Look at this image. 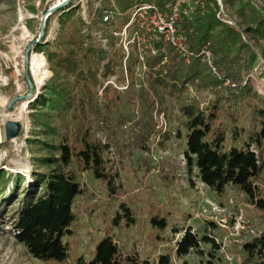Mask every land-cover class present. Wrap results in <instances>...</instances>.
Returning <instances> with one entry per match:
<instances>
[{
	"label": "trees",
	"instance_id": "obj_1",
	"mask_svg": "<svg viewBox=\"0 0 264 264\" xmlns=\"http://www.w3.org/2000/svg\"><path fill=\"white\" fill-rule=\"evenodd\" d=\"M153 1L165 9L175 0H116L120 11L125 13L118 17L120 28L130 22L131 15L127 12L136 5ZM193 1H197L195 11L190 17L182 16L179 22L188 34V47L195 51L193 57L187 59L172 45L155 42L157 55L147 56L145 63L153 96L145 88L133 92L132 87L125 95L113 88L107 90L105 102L99 101L97 90L106 52L91 33L83 32V21L81 26L68 29V21L74 20L76 12L73 3L48 17L46 26L52 16H57L58 37L54 41L43 37L35 49L46 55L53 75L31 103L34 130L28 141L31 150L41 154L33 159L32 181L22 173L0 170V222H10V232L34 258L62 262L69 256L65 238L73 234V208L82 193L75 163L114 189L116 174L112 173L106 154L112 147L110 140L118 142L119 132L128 124L129 141L125 148L145 160L152 138L163 134L155 117V113L168 112L165 96L159 90L162 87L171 95L177 92L179 100L189 85L208 88L215 95L207 109H202L197 100L180 102L188 130L183 156L191 183L195 176L216 194H223L229 187L237 188L264 209V199L259 198L255 183L260 176L264 178L263 96L252 93L256 99L253 129L242 123L247 121V109L251 107V91L242 83L243 73L254 66L257 56L243 42L239 29L220 19L218 0ZM103 11L97 9L93 26L100 29L117 26L114 20L104 22ZM247 30L255 37L264 38V18L257 21V27ZM135 31L142 35L138 23ZM207 43L214 52L216 65L226 78L237 84L235 88L225 87L197 56ZM116 65L114 61L105 65L104 75L114 74ZM129 72H134L131 67ZM124 104L131 110L120 111ZM228 122L232 124L230 131ZM177 134L181 136L180 131ZM163 135L168 136L166 132ZM123 209L132 218L130 210L124 206ZM152 223L163 231L168 228L165 217L155 216ZM173 230L174 237L182 236L172 250L159 253L155 259L142 258L137 251H123L108 234L99 240L93 258L80 257L77 264H175L174 258L183 259L200 251L202 242L215 243L213 237L199 238L188 229L174 227ZM159 238L165 237L159 235ZM243 251L248 259L264 264V234L246 241ZM182 264L192 263L182 261Z\"/></svg>",
	"mask_w": 264,
	"mask_h": 264
},
{
	"label": "rangeland",
	"instance_id": "obj_2",
	"mask_svg": "<svg viewBox=\"0 0 264 264\" xmlns=\"http://www.w3.org/2000/svg\"><path fill=\"white\" fill-rule=\"evenodd\" d=\"M56 1L0 0V170L22 173L28 181H32V170L35 167L33 159L41 154L31 150L28 142L34 130L31 103L53 75L46 55L36 51L35 44L43 37L48 41L58 37L60 24L57 16L51 17L44 33L41 30L43 15ZM220 1L224 9V13L220 16L218 14L220 19L239 29L243 42L257 56L256 63L244 71L242 79V83L251 91V107L247 109L249 117L245 123L242 120V123L251 130L255 125L256 104L252 93L264 97V38L255 37L247 28L257 27V21L264 18V0ZM190 2L193 10L183 16L190 17L195 11L197 1ZM70 3H73L72 8L76 12L74 20L68 21V29L75 25L81 26L83 21V32L91 33L97 45L106 52L102 70L98 74L101 81L97 90L100 102L106 101L107 90L113 88L124 95L132 87L133 92L145 88L153 96L145 63L147 56L157 55L155 42L162 41L164 46L172 45L177 53L187 59L195 54L187 45L186 30L179 24L183 17L175 24L177 35L171 38L176 40L177 36H184L185 40L180 45L155 32L151 19L143 21L144 27L138 23L142 35L135 31L137 22L131 25L129 22L120 28L118 17L125 13L120 11L116 0H72ZM185 6L188 4H183ZM99 8L112 10L111 20H119L118 25L110 29L94 27L95 14ZM127 13L131 15L132 9ZM42 56L46 65L37 72L35 62ZM197 56L225 87L237 86L216 65L210 43ZM113 61L117 63L116 72L105 76V65ZM130 67L134 72H129ZM159 90L165 96L168 112L155 113V117L161 133L166 132L168 136L158 134L153 137L150 151L144 154L145 160H142L138 153H131L130 148H125L129 141L130 124L124 126L118 134V142L110 140L112 147L106 154L112 173L116 174L114 189L106 182L95 179L77 163L74 164L82 193L73 208V234L65 238L69 247L68 258L62 262L34 258L14 238L10 232V222H0V264H77L80 257L86 260L93 258L99 240L108 234L117 240L123 251H137L142 258L155 259L159 253L172 250L182 236L176 234L174 237V227L191 230L199 238L207 235L215 239V243L202 242L200 251L183 259L174 258L175 264H182V261L192 264H257V259H248L243 244L264 234V209L237 188L229 187L223 194H216L195 176L191 183L183 156L188 130L185 128L180 102L197 100L202 109H207L215 95L208 88L201 89L196 85H189L181 94V100L177 92L171 95L163 87ZM126 110H131L129 105L120 107V111ZM9 121L20 124L18 135H7L6 125ZM229 124L230 131L232 124ZM178 131L181 136H178ZM245 136L242 134V137ZM103 138L104 141L108 140L105 136ZM255 183L259 187V198L264 199V178L260 176ZM123 206L130 210L132 218L126 215ZM155 216L167 219L166 230L152 223ZM159 235L165 237L164 240H160ZM217 245H221V248Z\"/></svg>",
	"mask_w": 264,
	"mask_h": 264
},
{
	"label": "built area",
	"instance_id": "obj_3",
	"mask_svg": "<svg viewBox=\"0 0 264 264\" xmlns=\"http://www.w3.org/2000/svg\"><path fill=\"white\" fill-rule=\"evenodd\" d=\"M220 2V13H224V9L222 6L221 1ZM188 4L186 8L183 7V4ZM188 9V10H187ZM193 10V7H191L190 0H178L173 4H168L165 9H160L159 6L156 3H143L136 5L132 9L131 14V21L130 25L134 22L140 23V26L144 27L143 21L145 19L150 20L154 23V30L159 35H163L166 40H172L177 35V29L175 24H177V21L183 16L190 14V11ZM112 10L106 9L104 10V22H108L111 20L112 17ZM232 23V22H231ZM129 26V25H128ZM127 27V26H126ZM122 34V33H120ZM172 38V39H171ZM185 40L184 36H177L176 40H172L173 42H179L178 44L181 45V43ZM182 49L183 46H181Z\"/></svg>",
	"mask_w": 264,
	"mask_h": 264
},
{
	"label": "water",
	"instance_id": "obj_4",
	"mask_svg": "<svg viewBox=\"0 0 264 264\" xmlns=\"http://www.w3.org/2000/svg\"><path fill=\"white\" fill-rule=\"evenodd\" d=\"M72 0H57L56 3H54L49 9L46 11V13L43 15L42 21H41V30L44 33V28L46 26V21L48 17L55 11L61 9L62 7H65L70 4ZM33 92V90H32ZM20 131V124L16 121H9L6 125V133L9 137H13L18 135Z\"/></svg>",
	"mask_w": 264,
	"mask_h": 264
},
{
	"label": "bare ground",
	"instance_id": "obj_5",
	"mask_svg": "<svg viewBox=\"0 0 264 264\" xmlns=\"http://www.w3.org/2000/svg\"><path fill=\"white\" fill-rule=\"evenodd\" d=\"M61 1V0H60ZM36 66L34 67L35 69L37 68V72L41 71L42 69H44L43 67L46 65L45 59L42 56L39 61L36 60L35 62ZM36 72V71H35ZM2 142V136H1V131H0V143Z\"/></svg>",
	"mask_w": 264,
	"mask_h": 264
}]
</instances>
